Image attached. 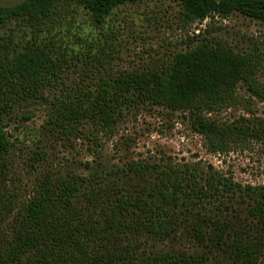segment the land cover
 Returning a JSON list of instances; mask_svg holds the SVG:
<instances>
[{
  "label": "rangeland",
  "instance_id": "rangeland-1",
  "mask_svg": "<svg viewBox=\"0 0 264 264\" xmlns=\"http://www.w3.org/2000/svg\"><path fill=\"white\" fill-rule=\"evenodd\" d=\"M40 28L38 35L52 41L55 53L64 58L58 79L46 91L50 100H87L101 78L165 69L178 52L204 39L236 52L257 49L264 58V22L234 12L187 23L177 0L120 5L102 24L83 6L60 2L51 20ZM35 33L26 20L1 25L0 66L5 55L23 50ZM258 80L264 85V65ZM6 110L11 147L0 155V264H6L4 257L14 249L25 226L26 207L46 175L86 179L82 189L93 200L83 196L71 211L77 214L74 224L81 225L85 250L91 255L115 252L113 264H155L153 258L160 252L203 255L202 264L231 262L234 238L250 224L249 198L228 199L223 230L210 228L203 237L188 226L169 238L151 236L136 227L132 218L113 220L110 210L119 194L129 192L150 212L159 195L156 186L171 166L213 167L243 186L264 185L263 142L238 141L226 152H212L210 141L195 130L194 115L149 103L122 107L111 128L88 118L72 132L52 121L53 105L47 100H18ZM207 118L224 127L252 124L264 120V99L241 84L237 103ZM38 257L28 251L22 264H33ZM52 261L70 262L58 260L57 253Z\"/></svg>",
  "mask_w": 264,
  "mask_h": 264
},
{
  "label": "trees",
  "instance_id": "trees-1",
  "mask_svg": "<svg viewBox=\"0 0 264 264\" xmlns=\"http://www.w3.org/2000/svg\"><path fill=\"white\" fill-rule=\"evenodd\" d=\"M144 0H28L16 8H0V26L14 20H26L36 33L27 45L0 66V155L11 147L8 124L4 115L18 100L44 99L52 103V121L67 132L77 130V123L92 118L102 128H111L122 107L149 103L173 111L194 115L195 130L209 141L212 152H226L233 143L258 140L264 143V120L240 126H221L207 118L208 114L238 101V88L248 86L250 92L264 99V85L258 80L264 65L262 53L234 51L221 43L204 39L190 50L178 52L165 69L122 73L116 78L103 77L95 93L87 100H71L46 95L63 68V55L56 54L54 43L38 35L41 25L54 16L60 2L74 3L89 10L102 24L112 10L127 3ZM182 5L187 23L203 22L214 16L228 17L234 12L264 22V0H177ZM55 55V56H54ZM11 57V58H10ZM0 172V179H1ZM85 178L46 175L37 194L30 200L24 216L25 226L14 249L4 257L6 264H22L28 251L39 257L33 264H113L115 252L96 255L87 252L81 225L74 224L71 209L76 200L88 197ZM158 196L151 211H145L136 197L124 192L111 208L112 219L132 218L136 227L148 235L162 239L177 234L183 226L203 237L208 229L223 230L227 201L236 196L250 199V224L245 233L237 234L229 264H264V185L243 186L213 167H168L157 184ZM151 204V205H152ZM97 227H92L96 229ZM203 255L160 252L155 264H202Z\"/></svg>",
  "mask_w": 264,
  "mask_h": 264
},
{
  "label": "water",
  "instance_id": "water-1",
  "mask_svg": "<svg viewBox=\"0 0 264 264\" xmlns=\"http://www.w3.org/2000/svg\"><path fill=\"white\" fill-rule=\"evenodd\" d=\"M28 0H0V8L11 9L21 6L26 3ZM221 1V0H217Z\"/></svg>",
  "mask_w": 264,
  "mask_h": 264
}]
</instances>
